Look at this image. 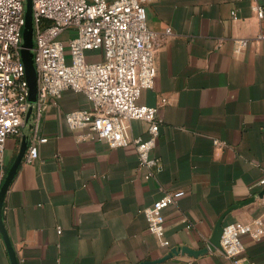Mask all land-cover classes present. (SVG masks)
Returning a JSON list of instances; mask_svg holds the SVG:
<instances>
[{
    "label": "crops",
    "instance_id": "1",
    "mask_svg": "<svg viewBox=\"0 0 264 264\" xmlns=\"http://www.w3.org/2000/svg\"><path fill=\"white\" fill-rule=\"evenodd\" d=\"M259 3L264 9V0ZM253 4L146 1L147 26L159 35L156 75L138 104L159 107L151 156L162 170L153 180L136 170L133 144L109 148L86 129L69 128L65 113L90 107L83 94L65 90L49 101L37 132L47 141L38 143L32 163L22 157L2 208L17 264H229L221 249L152 262L172 248L206 247L230 207L222 224L256 221L261 238L242 235V257L264 264V16L257 17ZM167 27L173 36L163 38ZM237 39L248 40L239 53ZM36 98L37 89L28 92V103ZM147 127L131 120L128 136L145 138ZM32 129L26 113L20 136L5 144L6 174L24 137L30 145ZM175 191L184 195L162 211L169 243L164 247L140 209ZM0 264H12L1 232Z\"/></svg>",
    "mask_w": 264,
    "mask_h": 264
},
{
    "label": "built area",
    "instance_id": "2",
    "mask_svg": "<svg viewBox=\"0 0 264 264\" xmlns=\"http://www.w3.org/2000/svg\"><path fill=\"white\" fill-rule=\"evenodd\" d=\"M147 0H32L34 44L33 61L37 74V98L28 103V84L20 58L21 32L24 26V0H0V187L5 179V144L8 138L21 134L23 116L29 109L32 120V140L23 156L25 163L38 157L37 132L43 112L49 101H56L63 91L83 94L90 107L65 113L72 130L93 133L109 148L133 144L137 153L136 170L144 180H153L162 170V164L151 156L156 147L161 118L158 106L138 104L142 89L153 87L156 68L154 54L158 34L147 26ZM253 2L252 9L262 19L261 0ZM233 19H237L235 11ZM68 38V50L61 36ZM163 38L173 36L167 27ZM237 39L235 53L247 44ZM99 52L94 58L93 53ZM166 98L161 99V104ZM131 120L147 123V136H128ZM213 144L222 141L214 139ZM264 186V177L259 181ZM184 191L165 193L140 213L147 220L149 232L160 245L168 247L162 211L174 204ZM254 240L261 238L257 222L234 221L222 225L220 249L229 264H251L242 255V235Z\"/></svg>",
    "mask_w": 264,
    "mask_h": 264
},
{
    "label": "water",
    "instance_id": "3",
    "mask_svg": "<svg viewBox=\"0 0 264 264\" xmlns=\"http://www.w3.org/2000/svg\"><path fill=\"white\" fill-rule=\"evenodd\" d=\"M30 3L29 1L27 0V6L29 7ZM24 27L25 28H28L30 27L31 25V20H30V15H28V13L25 12V15H24ZM26 40V39H25ZM27 41V40H26ZM22 50L25 49V50H31L32 51V48H33V45H29V44H24L22 45ZM33 55V54H32ZM27 59L24 57V55H22V63H23V66H24V69H25V66L27 64ZM37 77H35V80L33 81V87L31 89H29L30 91V94H33L36 89H37ZM31 115V109L28 110L27 112V119L29 118V116ZM27 148V142L25 140V137L22 139V143H21V146H20V149L18 151V154L15 158V160L13 161V163L11 164L10 168L8 169L7 171V174L5 176V179L0 187V232L3 236V240L7 246V249H8V252H9V255H10V259H11V262L12 264H17L16 262V259H15V255H14V251L10 245V242L8 240V237L6 235V232H5V229L3 227V220H2V208H3V204H4V198H5V194H6V191L10 185V183L12 182L14 176H15V173L21 163V160H22V157L25 153V150ZM264 193V191H263ZM252 201V198L248 199L246 202L244 203H247V202H250ZM234 207H230L229 209H227L226 211H224L220 217L218 218L216 224H215V227L213 229V232L207 242V245L206 247L202 248V249H199V250H193V249H189L188 247H178V248H172L170 249V251L161 259L157 260V261H154L152 263H156V262H160L162 260H165L169 257H172L173 255L175 254H178V253H181V254H187L188 256H198L200 254H203V253H206L208 252V250L210 251H214L216 249H220V236H221V232H222V222H223V219L224 217L233 209Z\"/></svg>",
    "mask_w": 264,
    "mask_h": 264
},
{
    "label": "rangeland",
    "instance_id": "4",
    "mask_svg": "<svg viewBox=\"0 0 264 264\" xmlns=\"http://www.w3.org/2000/svg\"><path fill=\"white\" fill-rule=\"evenodd\" d=\"M30 5L29 7L27 6V0H24V10L26 13H28V15H30V20H31V25L28 28H25L23 26L22 28V32H21V49L19 51L20 54V58L22 61V55H24V57L27 59V64L25 66L24 72H25V79L27 81L28 84V89H31L33 87V81L35 80V77H37L36 74V68L34 65V61H33V55H32V51L31 50H22V45L24 44H29V45H33L34 44V23H33V5H32V0H28ZM24 12V15H25ZM74 37V33H64L60 38L61 40H63L64 42V48L65 50H68V38H73ZM27 41H26V40ZM99 52H95L93 53V57L94 58H98L99 57Z\"/></svg>",
    "mask_w": 264,
    "mask_h": 264
}]
</instances>
